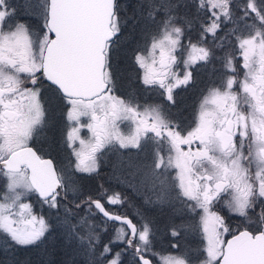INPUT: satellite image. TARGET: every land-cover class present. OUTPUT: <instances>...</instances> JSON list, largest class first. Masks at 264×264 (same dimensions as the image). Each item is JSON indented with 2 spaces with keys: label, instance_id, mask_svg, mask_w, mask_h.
Wrapping results in <instances>:
<instances>
[{
  "label": "snow or ice",
  "instance_id": "obj_1",
  "mask_svg": "<svg viewBox=\"0 0 264 264\" xmlns=\"http://www.w3.org/2000/svg\"><path fill=\"white\" fill-rule=\"evenodd\" d=\"M182 7L136 0L130 16L123 0H38L33 25L0 0V239L9 251L59 231L68 258L50 264H190L156 249L149 215L178 205L197 218V264H264V0H195L194 14ZM136 12L150 23L131 60L159 102L122 94L113 64L129 19L140 23ZM213 61L220 75L182 125L170 112L176 92ZM58 106L68 169L36 144ZM109 152L135 153L114 179L139 189V204L90 183ZM225 213L245 223L233 229ZM182 228L168 231L180 238Z\"/></svg>",
  "mask_w": 264,
  "mask_h": 264
},
{
  "label": "rangeland",
  "instance_id": "obj_2",
  "mask_svg": "<svg viewBox=\"0 0 264 264\" xmlns=\"http://www.w3.org/2000/svg\"><path fill=\"white\" fill-rule=\"evenodd\" d=\"M132 2L131 8H132V12L130 13L129 10L126 9L128 15H132L135 12V8H136V4L134 0H123V4L126 5ZM9 3L11 6L15 7L17 9V13H16V19L19 20H23V21H27L30 22V19H35L36 17L34 15H32V12L36 6V4L38 3V0H9ZM185 3L186 0H185ZM193 10L195 9V0H193ZM190 10L192 9H188L182 7L181 9H179V11L181 13L184 12H188L190 14ZM17 16H21L19 18H17ZM136 16V14H135ZM134 19H138L137 17ZM140 19V18H139ZM142 19H140V23L137 25H141V27L143 28L145 25L149 24L150 22L147 21V19H144L143 21H141ZM131 19H129L128 22H130ZM144 22V24H143ZM136 23H134L135 25ZM140 27V26H139ZM141 28V29H142ZM141 31V30H140ZM125 38L123 37L121 42V49L123 48V52L122 55L124 57H126L125 52H124V47H125ZM134 42V46H136V43L138 41L133 40ZM219 54V52L217 53V55ZM221 54V53H220ZM218 63H220L219 61H216ZM213 65L214 66H218L220 67V65L217 64H212L210 66H203L200 69L202 70L204 76H205V80L206 84H204L202 86V92L205 89V86L209 83L210 80H212V78L214 79L215 77H213L214 74H209L210 70L212 69L213 71ZM127 68V66H126ZM126 68L124 66H122V73L123 75L120 76L119 78L121 79L122 82H118L122 84V87L125 88V91L121 90L122 94L125 93H133L135 95L140 96V98L142 100H147L149 102H159V96L156 92H152L151 94H147L143 88V86L140 84L138 78L136 80L137 77V73L134 70H130L129 74L128 71L126 70ZM137 69V68H136ZM127 71V74H126ZM134 72L136 73V75L134 74ZM127 75V77H126ZM135 80L136 82H139L140 87L139 88H135L131 89V85L134 84L135 86ZM124 81V82H123ZM138 84V83H136ZM121 87V86H120ZM136 87V86H135ZM201 92V91H200ZM201 92V94H202ZM194 93V92H191ZM201 94L198 97H195L193 100L191 97H188V94L182 93L181 97L183 98V101H186L188 103L187 100L191 99L190 104H192V108L193 109V116L195 114V109L198 103V100L201 97ZM180 102V103H181ZM185 103V102H184ZM183 104V103H182ZM187 104L185 103V108L188 106H186ZM52 111V115H50V120H52V122L49 124H47V126L43 129V131L40 133V135L37 137L36 142L38 144H43L44 146H47L48 148L50 147L52 150H58L59 154L57 155L58 157V162L59 164L58 167L62 166L65 169H68L70 167V154H69V150H66V147L64 145V140H63V136H64V132H65V128H66V118H65V112L63 111L61 114L59 112V108L56 107L54 109L51 110ZM186 111V110H184ZM171 112V111H170ZM172 114V113H171ZM178 115V117L180 118V113L177 112L176 113ZM177 115H175V117H177ZM191 115V114H190ZM187 116V114H184V116L179 120L182 125H187L188 123H190V118L192 116ZM189 122H188V120ZM83 135V134H82ZM135 155V153H124V152H109L107 153V155L105 156V161L103 162V166L101 169V173H100V178L99 180H93L90 181V183L95 186V184L98 182L100 184H103L105 187H112V188H117V190L124 192V194L129 198V200L133 203V204H139L140 203V198L142 195V192L133 187V188H128L125 185L121 184L118 185L116 179H114V174L116 176L120 175V169H121V162L128 159L129 156H133ZM149 215L152 216V218L155 220L156 222V227H157V240H156V249L159 250H163V254H173V255H177V256H182L186 259H188L190 261V264H197V262L202 259L201 256V250L203 248V237L200 235L198 228H197V218L188 213L186 210L181 209L178 205L175 211H173V209L165 207L162 210L158 207L156 208H152L149 211ZM226 215V219L228 220V223L230 226H233L235 224H237V226L242 225L245 223V221L235 215H231L228 213H225ZM230 218L232 219L230 221ZM252 219L255 220V215H252ZM170 224H175V225H183L182 228V236L180 237L179 240V245L180 247L177 249H173L169 247L170 241L173 239V237L171 238V235L168 231V226ZM169 234V237H168ZM60 235L61 233L59 231H55L53 232L47 240H45L42 243V247L45 246V244H47V242H53L56 240H60ZM167 236V237H166ZM183 238V239H182ZM179 239V238H178ZM47 241V242H46ZM61 241V240H60ZM175 241V240H173ZM189 241V243H188ZM172 242V241H171ZM8 246L6 244H4L3 240L0 239V250L1 252H5L8 251ZM41 249V248H40ZM15 251V250H14Z\"/></svg>",
  "mask_w": 264,
  "mask_h": 264
},
{
  "label": "trees",
  "instance_id": "obj_3",
  "mask_svg": "<svg viewBox=\"0 0 264 264\" xmlns=\"http://www.w3.org/2000/svg\"><path fill=\"white\" fill-rule=\"evenodd\" d=\"M136 1V0H134ZM187 4H188V9H192L190 10V14H194L195 13V9L193 10V0H186ZM136 4V2H135ZM132 2H129L126 5V9L130 11V13L132 12V8H131ZM140 18L142 19L141 21H143L144 19H147L146 17H141L140 14L138 12H136V16L134 18ZM139 19V20H140ZM144 24V22H143ZM140 26V27H139ZM141 25H134V21L133 19H131L130 22H128V24L126 25L125 29H124V38L125 40V47H124V52L126 57L122 56H118L114 59L113 64L117 70V75H118V82H122L121 79L119 78L120 76L123 75L122 73V66H124L126 68V70L129 71L132 69L137 73V69L136 66L133 64L132 60H131V55H132V49L135 47L134 46V41H140L141 39ZM194 35V33H193ZM122 45V42H121ZM123 50V48H122ZM123 52V51H122ZM220 55V53L218 54ZM213 64H217L220 65V63H216V61H213ZM210 66V65H207ZM206 66V67H207ZM220 67L218 66H214L213 71L212 69L210 70L209 74H214V72L216 73V75H220L219 72ZM126 71V74H127ZM134 72V74L136 75V73ZM127 77V75H126ZM214 77V75H213ZM213 79V78H212ZM137 80V77H136ZM135 80V82H136ZM205 76L202 72V70L199 68L198 71L196 72V81L194 84L190 85L188 88H182L179 89L176 92V106L171 108L170 111L172 113V116L174 119H177L178 115L176 114L177 112L180 113V118H182V113L187 114V116H192L190 119V122L193 120L194 116H193V109L192 108V104H190L191 99L193 100L195 97H198L201 92H202V86L204 84H206L205 81ZM124 82V81H123ZM138 83V84H136ZM135 86L134 84L131 85V89L136 90L135 88H139V82H136ZM121 86V87H120ZM119 87L121 90L125 91V88L122 87V84L119 83ZM201 91V92H200ZM194 92V93H191ZM182 93L188 94V97H193L190 100H187L188 103L186 101H183V98L181 97ZM181 102V103H180ZM188 105H186L187 107L185 108V103ZM183 103V104H182ZM184 109H186V111H184ZM175 115H177V117H175ZM178 117V119H180ZM183 121V119H180ZM188 120V118H187ZM189 122V120H188ZM107 155V154H106ZM105 155V156H106ZM104 161H105V157H104ZM167 237V236H166ZM169 237V234H168ZM172 238V237H171ZM183 239V238H182ZM175 240V241H173ZM180 238H173L171 241L172 242H178L179 243ZM47 242V241H46ZM189 243V241H188ZM41 248V249H40ZM8 251L5 252H1L0 250V264H50V262L52 261H56L59 262L63 259H66L68 257H65L63 255L62 252V241H60L59 239L56 241L51 242H47V244H45L44 247H42V244H40L38 247L36 246H29V247H22V248H15L12 251H9V249H7Z\"/></svg>",
  "mask_w": 264,
  "mask_h": 264
},
{
  "label": "flooded vegetation",
  "instance_id": "obj_4",
  "mask_svg": "<svg viewBox=\"0 0 264 264\" xmlns=\"http://www.w3.org/2000/svg\"><path fill=\"white\" fill-rule=\"evenodd\" d=\"M19 17H21V16H17V18H19ZM30 21L32 22V24L33 25H35L36 23H37V21L35 20V19H30ZM177 104V103H176ZM176 106V105H175ZM58 108H59V112H60V114L64 111V109L62 108V107H59L58 106ZM184 110H186V109H184ZM50 115H52V111L50 110V113H49V116H48V123L50 122H52V120L53 119H51L50 120ZM184 116V113H182V117ZM47 123V124H48ZM49 123V124H50ZM36 144L37 145H39L40 146V148H42L43 149V151H44V153H48L50 156H51V158L54 160V162L55 163H57V164H59V162H58V157H57V155L59 154V151L57 150H52L50 147L48 148L47 146H44L42 143L41 144H38L37 142H36ZM66 150H67V148H66ZM70 154V153H69ZM232 219L230 218V221H231ZM238 224V223H237ZM237 224H235V225H233V226H230V227H232L233 229H235V228H237L238 226H237ZM225 238H227V236L225 237Z\"/></svg>",
  "mask_w": 264,
  "mask_h": 264
},
{
  "label": "bare ground",
  "instance_id": "obj_5",
  "mask_svg": "<svg viewBox=\"0 0 264 264\" xmlns=\"http://www.w3.org/2000/svg\"><path fill=\"white\" fill-rule=\"evenodd\" d=\"M215 62V61H214ZM217 63V62H216Z\"/></svg>",
  "mask_w": 264,
  "mask_h": 264
},
{
  "label": "water",
  "instance_id": "obj_6",
  "mask_svg": "<svg viewBox=\"0 0 264 264\" xmlns=\"http://www.w3.org/2000/svg\"><path fill=\"white\" fill-rule=\"evenodd\" d=\"M228 238H230V237H228Z\"/></svg>",
  "mask_w": 264,
  "mask_h": 264
}]
</instances>
